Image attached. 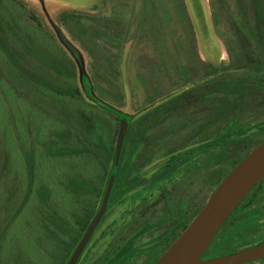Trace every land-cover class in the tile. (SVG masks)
I'll return each mask as SVG.
<instances>
[{"label": "rangeland", "instance_id": "obj_1", "mask_svg": "<svg viewBox=\"0 0 264 264\" xmlns=\"http://www.w3.org/2000/svg\"><path fill=\"white\" fill-rule=\"evenodd\" d=\"M0 15L26 69L60 85L76 81L84 92L92 87L94 96L132 117L126 146L147 139L162 186L179 176L177 160L209 148L199 159L208 158L207 169L193 179L197 203L249 151L244 136L237 139L244 133H233L262 121L246 136L264 139V77L256 73L264 56L249 39L254 0H0ZM36 52L70 74L55 79ZM115 118L95 100L30 87L0 57V264H30L44 255L41 225L71 217L72 209L59 207L73 179L99 184L100 171L91 173V152L72 123L109 151L119 129Z\"/></svg>", "mask_w": 264, "mask_h": 264}, {"label": "flooded vegetation", "instance_id": "obj_2", "mask_svg": "<svg viewBox=\"0 0 264 264\" xmlns=\"http://www.w3.org/2000/svg\"><path fill=\"white\" fill-rule=\"evenodd\" d=\"M118 132L119 129L117 136ZM144 140L147 141L136 138L128 147L125 139L106 210L75 264H156L210 198L207 196L204 204L197 203L198 197L194 201L192 193L193 179L208 167V158L204 161L199 159L208 153L209 148L203 147L196 157L192 152L183 164L177 160L175 166H178L179 176L169 179L162 186L155 179L157 170L154 166L158 159L154 158L157 153L148 154ZM116 142L117 137L109 151L93 142L90 150L93 162L91 173L96 175V171H100L99 184L95 178L89 183L81 181L79 177L73 179L71 188L68 187L63 193L68 200L59 207L62 211L67 206L69 210L72 209L71 217L53 218L54 222L51 220L50 223L45 218L48 222L42 223L43 233L39 238L46 250L38 259H30V264L70 263L103 206L114 169ZM201 183L202 192L206 179ZM62 196H58L59 200ZM194 203L198 204L196 208ZM85 210L88 211L84 213Z\"/></svg>", "mask_w": 264, "mask_h": 264}, {"label": "trees", "instance_id": "obj_3", "mask_svg": "<svg viewBox=\"0 0 264 264\" xmlns=\"http://www.w3.org/2000/svg\"><path fill=\"white\" fill-rule=\"evenodd\" d=\"M190 1L192 3V0ZM193 3L194 5L195 3L197 4V0H193ZM8 7L10 9V6ZM254 10H255L256 21H255V26L253 28H250L249 39L250 41H254L257 44L260 43L261 46L259 47V51L264 56V0H254ZM31 18L37 21V23L40 25V20L36 16L31 15L30 19ZM9 27H10V23L0 15V57H2V59H6V61H8L18 72L24 75L25 82L27 83V85H29L30 87H34L41 92H46V91L52 92L57 96H64V95L71 97L79 96L83 100L84 99L95 100L97 104L109 110L110 112L113 113V115H115L116 117L115 119L117 120L118 124H119V114L126 117L129 123L132 122V118L130 116H126V114L118 110L116 106H114L115 108L111 107L106 102H104L102 98H98L97 96H94V94L91 93L92 87L91 89L89 88V86L85 87L84 88L85 92H84L83 90H81L80 85L78 86L76 81L68 84L67 81L64 80L66 84L60 85L57 84L52 78H47L43 75H40L38 73L26 69L24 65L21 63V59H20L21 57H19L20 56L19 51L16 45H14L12 41L13 37L10 34L9 31L10 29H8ZM35 55L39 57L41 60L45 61L52 69H54L51 75H53L55 79L59 78L63 74L66 75H68V73L70 74L69 68L66 66H62V64L59 63L58 61L50 60L37 52L35 53ZM256 73L261 74L264 77V68L258 69ZM217 75H218L217 73L216 75L215 73L213 75L210 73L208 77L217 76ZM261 82H264V78L260 79V83ZM261 122L262 121H259L257 123H261ZM256 124L254 125L248 124L246 128L242 129L240 132L233 133V136L244 133L242 134V136H237V139L244 136V138L241 141L244 142L247 141V144L244 145L251 146L249 148L250 152L256 146L262 143V142H257V143L253 142L251 140L252 139L251 136H246L249 133H251L253 130H255L254 127L256 126ZM72 128H74V132L77 134L78 139L80 140L84 148L90 151L93 148L94 143L90 138L89 134L86 133L85 130H83V128H81L75 123H72ZM239 142L240 140L238 141L233 140V143L235 144H239ZM216 144L217 141H214L210 145L215 147ZM76 151H77L76 149L58 150V152L62 154H65L67 152H76ZM250 152L244 153L240 158L235 160L232 164L231 169H229L226 173L223 174L224 177ZM262 193L264 194V180H262L255 187V189L249 194V196L240 204L238 209L232 214L230 219L226 222V224L223 226L221 231L214 239L212 245L205 252L204 258L214 259L221 256L234 254L241 250L252 248L264 242V195L260 197ZM261 261H264V259ZM252 264H256V262Z\"/></svg>", "mask_w": 264, "mask_h": 264}, {"label": "water", "instance_id": "obj_4", "mask_svg": "<svg viewBox=\"0 0 264 264\" xmlns=\"http://www.w3.org/2000/svg\"><path fill=\"white\" fill-rule=\"evenodd\" d=\"M129 129L126 117L119 114L114 169L103 206L76 250L69 264H75L93 230L103 216L118 171L125 139ZM264 180V141L242 159L219 183L203 209L180 234L156 264H252L264 259V242L252 248L214 259L204 258L232 214Z\"/></svg>", "mask_w": 264, "mask_h": 264}]
</instances>
